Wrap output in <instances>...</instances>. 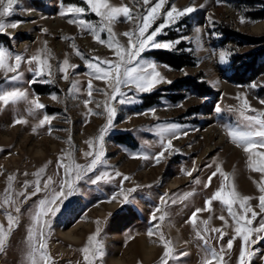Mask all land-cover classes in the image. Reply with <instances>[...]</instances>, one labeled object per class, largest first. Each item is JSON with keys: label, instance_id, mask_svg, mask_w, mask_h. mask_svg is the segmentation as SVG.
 <instances>
[{"label": "rangeland", "instance_id": "1", "mask_svg": "<svg viewBox=\"0 0 264 264\" xmlns=\"http://www.w3.org/2000/svg\"><path fill=\"white\" fill-rule=\"evenodd\" d=\"M108 2L114 6L127 4L132 8V20L125 21L120 17L112 25L116 38L127 46L128 38L122 34L135 30L136 24L140 22L139 17L146 14V9L142 3L137 5L136 0ZM155 3L156 0H151L148 7ZM173 4L178 9L195 6L196 11L165 27L156 39L161 42L180 40V43L171 50L149 48L142 53V57L157 63L158 70L171 83H161L151 92L136 94V103L117 105L113 126L107 131L104 140L107 164L89 173V177H95L103 171L113 174L119 171L129 176L130 180L123 181L122 177H115L111 182L92 184L86 177L79 181L76 186L78 190L64 201L61 211L51 220V233L47 244L54 264H85L81 249L87 245L88 238L95 234L98 226L101 229L98 239L104 246V256L96 264H109V258L116 252H119L126 264H161L163 246L158 236L149 237L147 234L158 223L152 221L151 216L160 206L161 197L166 200V210L169 212L168 218L160 226L161 230L166 238L173 241L177 254L188 252L179 262L170 260L169 264H201L202 241L197 239L189 220L195 209L204 208L206 200L224 183L218 173L209 187L204 186L218 166H222L223 171L230 175V182L241 195L254 197L250 203L257 212L260 211L257 205L261 173L250 170L249 154L231 142L225 126H236L239 122L238 114L228 110L239 107V95H246L253 108L264 111V104L260 103V100H264V29L261 32L252 29L256 24L264 22V0H220V3L217 0H168L149 32L164 23V13ZM69 6L85 8V13L80 18L94 25L100 24L101 18L91 11L86 0H18L14 13L4 18L6 23L20 22L17 27L27 23L30 25L22 33L16 31L17 27L0 33V48L21 54L25 58L46 48L47 53L42 58L48 59L52 75L36 77L34 72L29 71L30 66L22 63L19 71L23 72V80L13 85L0 71V88L21 86L31 96L38 95L40 103L46 106L37 110L33 116L28 114V105L24 102L6 107L0 105V197L7 188L9 175L16 177L14 189L22 191L24 182L35 181L34 173L49 161L52 163L48 164L41 185L51 176L55 182L53 187L59 190L58 184L63 170L60 169V175H57L56 165L64 150L69 149L67 141H72L75 161L85 165L90 162V158L83 155L89 151L87 141L95 140L106 124L104 115L88 114L89 108L94 112L103 111L102 107L96 108V102L105 101L103 94L94 91L92 103L87 107L83 103L88 99L87 83L90 79L85 60L92 57L105 60L117 58L114 50L97 42L90 32L82 30L76 23H69V19H76L74 15H60ZM225 8L232 13H226ZM32 11L39 14L38 18L32 19L28 16ZM242 17L244 22H241ZM43 29H47V32ZM197 29L200 30L199 33ZM32 33L36 35L32 44H24L25 47L18 50V43L26 41ZM197 36L199 46L196 42ZM101 38L106 39L107 33H101ZM73 43L84 54L85 59L75 54ZM221 53L225 54L223 62L220 60ZM66 58L71 65L78 66L69 68L68 80H64L63 73L59 71ZM31 67H36L35 62ZM11 75L13 73H8V76ZM32 80L36 82L29 84L28 81ZM45 80L51 82L45 83ZM76 81L79 82L78 93L70 91ZM92 83L94 89L106 88L104 81L93 79ZM217 83L226 87L220 96L215 89ZM253 83L257 85L256 88L249 87ZM53 94L57 99L51 98ZM217 106L222 108L220 113L215 111ZM151 109H155V115ZM45 114L55 118L50 125L36 127ZM17 118L26 119L27 123L13 126ZM161 122L178 123L183 126L182 132L186 134L173 139V150L170 154L166 152L159 164L151 159L134 158L138 153L155 154L162 150L158 137L154 134L155 126ZM210 126L214 127V131L218 128L225 130L226 145L217 141L215 133L212 136L207 135L206 131ZM207 148L214 149L210 158L203 155ZM200 155L203 158L201 162H197ZM194 168L196 170L192 171ZM188 171H192L191 176L185 174ZM176 179L180 180V186L171 189L169 184ZM196 179L201 183L196 184ZM121 187L125 193L128 189L136 188L129 195L130 202H123L120 195L112 200L114 194L121 192ZM32 190L30 187L27 191ZM189 192L194 195L179 202V198ZM43 197L42 192L21 204L19 224L13 230L6 250L0 253V264H25L24 251L31 224V210ZM170 198H177L178 202L171 204ZM211 207V212L198 214L197 223L212 216L211 226L223 228L224 222L218 217L224 215L228 219V235L224 236L223 241H211L219 249L220 243L226 245L235 235L234 227L219 201H213ZM215 208L221 211L214 214ZM236 208L239 210L238 205ZM160 214L156 213L157 216ZM260 218L258 216L253 222V227L258 225ZM117 220L121 225L119 238L111 232L112 224ZM0 223L7 226L4 209H0ZM85 224H90V228H86ZM174 224L184 233L180 244L170 231ZM77 227H80L76 230L81 238L79 242L64 239L59 234ZM140 234L146 235L147 241L153 242L157 247L154 257L148 261L142 258L139 247L135 248ZM255 238L254 235L253 239ZM116 246H119V250L115 249ZM241 246L242 240L236 238L233 248L226 252L227 264H238ZM251 248L256 250L251 264H264V240Z\"/></svg>", "mask_w": 264, "mask_h": 264}, {"label": "snow or ice", "instance_id": "2", "mask_svg": "<svg viewBox=\"0 0 264 264\" xmlns=\"http://www.w3.org/2000/svg\"><path fill=\"white\" fill-rule=\"evenodd\" d=\"M18 0H0V33H4L8 28L15 29L20 22H5L4 18L14 13V6L17 5ZM87 5L93 13L101 18L99 25H94L84 19H81V15L85 13V8L77 6H69L68 8L60 12L61 16L72 14L76 19H69V23H76L84 31L90 32L94 39L101 43L106 44L109 49L114 50L116 60H105L100 57H92L85 60L86 67L89 70L87 75L90 77L87 83V96L88 99L83 103L85 107L92 103L93 92L103 94L106 99L103 102H96V108H103L102 112H94L93 109H88V114L91 115H104L106 117V124L100 129L98 137L89 139L87 141L89 145V151L83 153L84 157L90 158V162L81 165L75 161L72 146V141L69 139V149L64 150L63 155L58 158L57 161V175H60L59 170H63V175L59 181L58 189L53 187L55 183L53 178L49 176L41 185V179L46 173L48 164L41 167L38 172L34 173L35 181H25L22 191H16L14 189L15 175H9L7 177V188L4 195L0 197V209H4V214L7 219V226L4 223H0V253L6 250V246L10 242L11 234L15 227L19 224V217L21 214V204L27 202L32 196H36L40 193H44V197L38 201L35 208L31 210V224L28 228V234L26 237V249L24 251L25 264H54L52 257L48 252L47 239L51 233V220L61 211V207L65 200L69 196L73 195L78 189L77 184L79 181L88 177L89 182L92 184H98L101 181L111 182L115 177H122L123 181L130 180V177L122 174L119 171H115L114 174L109 171H103L95 177H89V173L95 172L101 165H106L104 140L107 131L113 126V121L117 113V105L132 104L137 102L136 94L151 92L157 85L161 83H171L170 80L161 74L158 70L157 63L155 61L142 57V53L146 49H169L171 50L174 45L179 44L180 40L161 42L156 39L160 35L163 29L170 24H174L177 20L185 15L191 14L196 11L195 6H189L184 9H178L175 4L164 13V23L159 24L154 30L149 32L151 26L159 19L161 10L168 3V0H156V3L151 7L148 5L151 0H136V4L140 3L146 9V14L139 17L140 22L136 24L134 31L125 32L122 35L128 38L127 46L121 44L116 38L112 25L120 18L123 17L125 21L132 20V8L127 4L121 6H114L109 4L108 0H86ZM220 3V0H217ZM203 7V5L201 6ZM241 22H244V18H241ZM47 32V29H43ZM199 33V29L196 30ZM107 33V38L102 39L101 33ZM67 39H73L67 37ZM197 45L199 46V36L196 38ZM46 43V42H45ZM75 54L81 59H85L84 54L76 48ZM47 53V49H41L38 53L31 57L25 58L21 54H14L11 51L0 48V71H2L9 83L15 85L17 82L23 80V72L19 71L21 64H28L29 71L34 72L36 77L51 76V65L48 59L42 58ZM225 54H220V60L223 62ZM35 62L36 67L32 68L31 65ZM77 65H71L66 58L62 61V65L59 71L63 73L62 78L68 80L69 68H76ZM8 73L13 75L8 76ZM101 80L106 83V88H95L92 80ZM36 82L35 80L28 81L29 84ZM45 83H50V80H45ZM250 88H256L255 83L249 85ZM126 89V91H125ZM70 91L79 92V82H73L72 89ZM52 99H57L55 94L52 95ZM237 100L240 101L238 108H229V111H235L239 116V122L236 126H225L227 135L231 142L237 147L243 149L244 152L249 154L248 165L253 171L261 173V183L258 184V190L260 195L258 197L259 212H257L250 201L254 199L251 196L241 195L230 182V175L223 171L222 166H218L216 171L208 177V182L204 185L209 187L213 177L218 173L223 178L224 183L218 188L215 193L206 200L204 208H197L192 213L189 222L195 229V235L198 240L202 241V261L201 264H227L225 261V255L227 251L233 248V243L236 238L242 240V246L238 257V264H251L252 257L255 255L256 250L251 246L258 243L260 240H264V111H258L253 108L246 95L237 96ZM20 102H24L28 105L27 112L29 115H36L37 110L44 109L46 106L39 101V96H31L27 89L21 86H12L10 88H0V105H17ZM261 104H264V100H260ZM155 115V109L150 110ZM215 111L220 113L222 108L217 106ZM48 115H43V118L39 120L36 127H43L44 125H50L52 119ZM27 120L23 118H17L15 124H26ZM183 126L175 122H161L155 126L154 134L158 137V144L161 147V151L155 154H149L148 152L138 153L134 158H143L144 160H153L155 164L161 162V158L165 157V153L170 154L173 150V139L179 138L182 132ZM36 128L33 129L35 131ZM49 134H51V128H49ZM147 144V142H146ZM151 147V145H148ZM178 151V150H176ZM210 166V165H209ZM194 168L192 171H195ZM192 171H188L185 174L191 176ZM28 175V173H24ZM196 184L201 183L199 179L195 180ZM33 190L28 192L29 188ZM136 191V188L128 189L125 193L121 187V192L113 195L112 200H115L118 195L122 196L123 202L128 203L129 195ZM194 195L193 192L185 193L182 198H179V202L188 200ZM167 196V194H165ZM23 197V200H20ZM171 204L178 202L177 198H170ZM213 201H219L220 204L227 211L228 217L231 218L234 227L235 235L232 236L226 245L219 244V249L213 246L212 240L217 242L223 241L224 236L228 235L226 228L229 226L228 219L224 215H220L218 219L224 222V227H212V216H209L206 220H200L197 223L198 214L204 211H212ZM166 200L161 197L160 206H158L155 212L152 214V221H158L154 229L148 231V236H158L159 242L163 246V254L161 256V264H169V261L179 262L182 257L188 255L187 251L176 253L174 243L171 239L166 238L164 232L161 230V225L169 216V212L166 210ZM238 205V209L236 206ZM11 209V211L9 210ZM165 209V210H162ZM15 213V214H13ZM156 213H161L159 216ZM260 216V220L257 226L253 227V222ZM50 217V218H49ZM99 225V221H97ZM101 229L98 226L95 234L88 238L87 245L81 249L83 253V259L85 264H96V261L102 259L104 256V246L99 241ZM217 234V235H210ZM255 235V239L253 236ZM264 259V257H262Z\"/></svg>", "mask_w": 264, "mask_h": 264}, {"label": "bare ground", "instance_id": "3", "mask_svg": "<svg viewBox=\"0 0 264 264\" xmlns=\"http://www.w3.org/2000/svg\"><path fill=\"white\" fill-rule=\"evenodd\" d=\"M224 11L226 12V13H232L230 10H228V9H224ZM38 13H36V12H34V11H32V12H30L29 13V17L30 18H38ZM27 16V17H28ZM29 23H27V24H24V25H22V26H19V27H17V29H16V31L17 32H25V31H27L28 30V28H29ZM252 29L255 31V32H261L263 29H264V22H261V23H258V24H256L255 26H253L252 27ZM36 37V35L34 34V33H32V34H30L29 35V37H28V39L26 40V41H23V42H19L18 43V50H22L25 46H24V44H32V41H33V39ZM227 86V85H226ZM215 89L219 92L218 93V95L220 96L221 95V93L223 92V89H226V87H225V85H221V84H219V83H217L216 84V86H215ZM213 128L214 127H211L210 126V128H208L207 129V131H206V133H207V135L208 136H212L211 134H213L214 135V133H215V136L217 137V141L219 142V143H224L225 145H226V141H225V137H226V135H225V133H224V129H220V128H218L216 131H214L213 130ZM213 153H214V149L213 148H207L206 150H205V152H204V154L203 155H205V156H207V157H211L212 155H213ZM39 154H41V151H39ZM42 155V154H41ZM203 155H200L199 157H198V159H197V162H201V160H202V158H203ZM251 170V169H250ZM146 172V171H145ZM250 178V177H249ZM179 182H180V180H174L173 182H171L170 184H169V187L171 188V189H176V188H178L180 185H179ZM167 187V186H166ZM165 189V188H164ZM174 209V208H173ZM170 211H171V209H170ZM220 211H221V209H220ZM217 208H215L214 209V211H213V213L215 214H218L219 212H220ZM171 213V212H170ZM178 213H180V212H178ZM222 213V212H221ZM181 214V213H180ZM178 217L180 216V215H177ZM180 218V217H179ZM179 218H178V220H179ZM181 219V218H180ZM177 220V219H176ZM119 220H117V221H115L113 224H112V230L113 231H111L115 236H116V238H119L120 237V228H121V225H120V222H118ZM173 223V222H172ZM224 224V223H223ZM172 225V224H171ZM175 225V224H174ZM217 225V224H216ZM219 225V224H218ZM90 224H85V227L86 228H90ZM177 226V224L175 225V226H172L171 227V229H170V231H171V233L174 235V237L178 240L177 242H178V244H180V242H181V240H182V235L184 234L182 231H181V229L179 228V227H176ZM168 227H170V226H168ZM189 227H191V226H189ZM78 228H80V227H77V228H73V229H71V230H68V231H65V232H59V234L61 235V237H63L64 239H67V240H70V241H73V242H79V240H81V238L78 236V234H77V229ZM187 228V227H186ZM137 246L135 247V248H137V247H139L138 249L140 250V253H141V256H142V258L144 259V260H146V261H148V260H150V259H152L153 257H154V255H155V253H156V250H157V247H156V245L152 242V243H149L148 241H147V237H146V235H143V234H140L139 235V239H138V241H137ZM177 244V245H178ZM119 248V246H116L115 247V249L116 250H119L118 249ZM134 248V249H135ZM62 250V249H61ZM62 251H64V250H62ZM134 258V257H133ZM133 260V259H132ZM132 260H130L129 262H131L132 263ZM191 261V260H190ZM108 263L109 264H126V262L119 256V252H116L113 256H111L110 258H109V260H108ZM128 264V263H127Z\"/></svg>", "mask_w": 264, "mask_h": 264}]
</instances>
